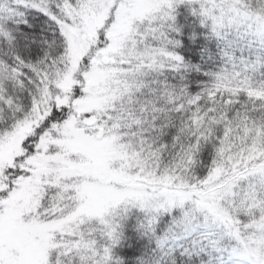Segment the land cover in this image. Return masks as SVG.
Instances as JSON below:
<instances>
[{
	"label": "snow or ice",
	"instance_id": "1",
	"mask_svg": "<svg viewBox=\"0 0 264 264\" xmlns=\"http://www.w3.org/2000/svg\"><path fill=\"white\" fill-rule=\"evenodd\" d=\"M0 264H264V0H0Z\"/></svg>",
	"mask_w": 264,
	"mask_h": 264
}]
</instances>
